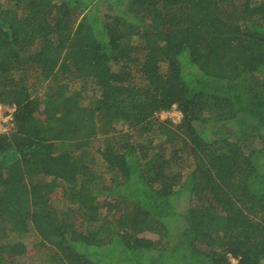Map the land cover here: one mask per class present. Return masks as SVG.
I'll use <instances>...</instances> for the list:
<instances>
[{"label": "trees", "instance_id": "1", "mask_svg": "<svg viewBox=\"0 0 264 264\" xmlns=\"http://www.w3.org/2000/svg\"><path fill=\"white\" fill-rule=\"evenodd\" d=\"M0 104V264H264V0H0Z\"/></svg>", "mask_w": 264, "mask_h": 264}, {"label": "built area", "instance_id": "2", "mask_svg": "<svg viewBox=\"0 0 264 264\" xmlns=\"http://www.w3.org/2000/svg\"><path fill=\"white\" fill-rule=\"evenodd\" d=\"M15 106H6L0 104V132H7L11 126H13V112ZM179 122L181 119V112L178 110Z\"/></svg>", "mask_w": 264, "mask_h": 264}, {"label": "rangeland", "instance_id": "3", "mask_svg": "<svg viewBox=\"0 0 264 264\" xmlns=\"http://www.w3.org/2000/svg\"><path fill=\"white\" fill-rule=\"evenodd\" d=\"M178 110H179L178 108H175L174 107V109H172L170 112H167V113L166 112H163V113H161V117L162 118H168V119L171 118L172 121L176 122L179 119ZM143 235L148 236L150 238H154L155 240L158 239V236H155V235L150 234V233H145ZM32 239H33L32 237H28V238H26V241L31 242ZM28 244L29 245H32L33 243H28Z\"/></svg>", "mask_w": 264, "mask_h": 264}, {"label": "clouds", "instance_id": "4", "mask_svg": "<svg viewBox=\"0 0 264 264\" xmlns=\"http://www.w3.org/2000/svg\"><path fill=\"white\" fill-rule=\"evenodd\" d=\"M180 111V110H179ZM182 115V114H181ZM178 123V122H177Z\"/></svg>", "mask_w": 264, "mask_h": 264}]
</instances>
